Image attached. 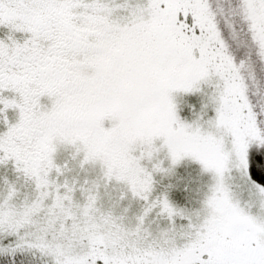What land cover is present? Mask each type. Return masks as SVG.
<instances>
[{"label": "snow or ice", "instance_id": "6c2138e0", "mask_svg": "<svg viewBox=\"0 0 264 264\" xmlns=\"http://www.w3.org/2000/svg\"><path fill=\"white\" fill-rule=\"evenodd\" d=\"M0 264H264V0H0Z\"/></svg>", "mask_w": 264, "mask_h": 264}]
</instances>
